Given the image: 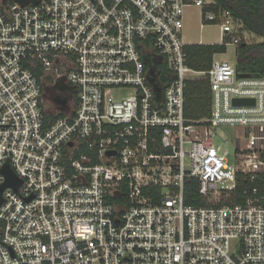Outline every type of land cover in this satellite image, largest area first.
I'll return each mask as SVG.
<instances>
[{
    "label": "built area",
    "instance_id": "2783aa9c",
    "mask_svg": "<svg viewBox=\"0 0 264 264\" xmlns=\"http://www.w3.org/2000/svg\"><path fill=\"white\" fill-rule=\"evenodd\" d=\"M190 5L220 43L246 37L215 0H0V184L6 162L20 180L2 191L0 264H264V76L215 54L190 67ZM196 76L202 119L184 115ZM60 81L73 102L47 100ZM227 125L246 136L233 151L215 142Z\"/></svg>",
    "mask_w": 264,
    "mask_h": 264
},
{
    "label": "trees",
    "instance_id": "16d2710c",
    "mask_svg": "<svg viewBox=\"0 0 264 264\" xmlns=\"http://www.w3.org/2000/svg\"><path fill=\"white\" fill-rule=\"evenodd\" d=\"M215 2L217 7L231 11L240 21L242 30L264 38V0H215ZM184 49L190 67L207 70L211 67L214 54L226 51V43H187ZM235 65L239 74L264 76V41L248 43L241 39L236 44ZM210 109L211 91L208 78L206 76L190 78L184 91V115L190 119H202L209 116ZM260 176L264 178V174ZM247 182L249 186L255 184V181ZM240 189L241 187H238L237 191ZM185 191L187 203L202 204L198 197L196 180L186 184Z\"/></svg>",
    "mask_w": 264,
    "mask_h": 264
},
{
    "label": "rangeland",
    "instance_id": "374dc122",
    "mask_svg": "<svg viewBox=\"0 0 264 264\" xmlns=\"http://www.w3.org/2000/svg\"><path fill=\"white\" fill-rule=\"evenodd\" d=\"M200 7L190 5L184 8L183 13V29H182V40L185 43H220L222 36L220 27L217 24H203L201 23ZM243 38L245 42H263L264 38L248 31L243 32ZM218 60H228L230 63H235L236 60V44L229 42L226 44V51L218 53L215 56ZM47 104L50 102L47 101ZM228 137L227 141L223 139ZM244 139L245 132L242 127H236L227 125L217 131L215 137L216 143H222L227 146L230 150L236 146V138Z\"/></svg>",
    "mask_w": 264,
    "mask_h": 264
},
{
    "label": "water",
    "instance_id": "95a60500",
    "mask_svg": "<svg viewBox=\"0 0 264 264\" xmlns=\"http://www.w3.org/2000/svg\"><path fill=\"white\" fill-rule=\"evenodd\" d=\"M17 2H19L20 4H25L30 0H16ZM34 2H38V0H32ZM238 77L239 76H246L247 74H239L237 73ZM148 80L150 82H153V78L148 76ZM153 89L155 91V97L156 99H159L161 97V88L159 87V85H157L156 83H153ZM58 87H61V81L58 82ZM233 103L235 104H245V103H253L252 99H234ZM2 173L5 177V180L2 184H0V203L2 201V191L5 187H16L19 183L20 180L15 176L14 172L12 171V169L9 167L8 163L6 162L4 164V166L2 167Z\"/></svg>",
    "mask_w": 264,
    "mask_h": 264
},
{
    "label": "flooded vegetation",
    "instance_id": "af4514ba",
    "mask_svg": "<svg viewBox=\"0 0 264 264\" xmlns=\"http://www.w3.org/2000/svg\"><path fill=\"white\" fill-rule=\"evenodd\" d=\"M59 89L61 90V94L66 101H74V90L73 87L69 84H65L64 86L62 85V87L56 86L54 89H47V91L45 92L47 100H52L54 93Z\"/></svg>",
    "mask_w": 264,
    "mask_h": 264
},
{
    "label": "crops",
    "instance_id": "0c3cea01",
    "mask_svg": "<svg viewBox=\"0 0 264 264\" xmlns=\"http://www.w3.org/2000/svg\"><path fill=\"white\" fill-rule=\"evenodd\" d=\"M215 56H216V54H215Z\"/></svg>",
    "mask_w": 264,
    "mask_h": 264
}]
</instances>
